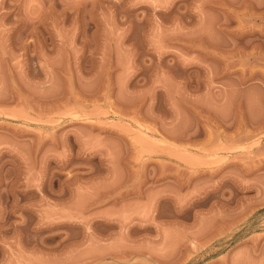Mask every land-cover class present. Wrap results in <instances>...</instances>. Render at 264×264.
Here are the masks:
<instances>
[{
    "label": "rangeland",
    "instance_id": "1",
    "mask_svg": "<svg viewBox=\"0 0 264 264\" xmlns=\"http://www.w3.org/2000/svg\"><path fill=\"white\" fill-rule=\"evenodd\" d=\"M0 264H264V0H0Z\"/></svg>",
    "mask_w": 264,
    "mask_h": 264
}]
</instances>
